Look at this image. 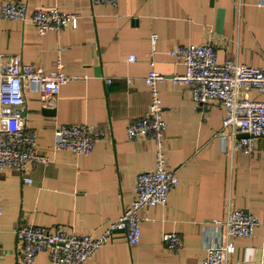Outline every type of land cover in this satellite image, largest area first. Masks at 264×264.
<instances>
[{"label": "crops", "instance_id": "crops-1", "mask_svg": "<svg viewBox=\"0 0 264 264\" xmlns=\"http://www.w3.org/2000/svg\"><path fill=\"white\" fill-rule=\"evenodd\" d=\"M20 1L28 12L55 5L78 17L75 27L43 33L29 19H0L4 58L17 54L49 73L59 57L61 70L72 76L50 105L43 104L33 82L24 86L26 126L34 129L37 150L47 161L31 164L29 182L10 167L0 169V264H18L16 225L62 226L97 236L130 203L136 173L154 161L151 139L125 133L129 119L149 102L143 76L150 56L153 69L163 75L156 87L165 121V167L177 181L164 203L139 210L137 243L127 244L123 230L116 228L84 264H200L206 247L220 237L211 221L223 219L227 208H241L264 221V137L248 154L230 149L239 134L220 140L222 105H197L187 86L173 83L170 75L182 72L183 64L167 52L174 44L208 39L218 61L233 58L264 67V0H117L115 6ZM247 95L264 98V92L252 88ZM81 122L102 132L91 150L55 149V126ZM163 231L179 235L176 251L163 248ZM263 233L259 224L251 235L234 237L232 264H260ZM34 264H52L49 250L39 251Z\"/></svg>", "mask_w": 264, "mask_h": 264}, {"label": "built area", "instance_id": "built-area-1", "mask_svg": "<svg viewBox=\"0 0 264 264\" xmlns=\"http://www.w3.org/2000/svg\"><path fill=\"white\" fill-rule=\"evenodd\" d=\"M88 2H105L115 6L117 0ZM262 9L264 11V3ZM77 17V13L65 12L55 5L28 12L25 1H0V19H29L39 33L48 30L59 32L64 27H75ZM154 38L155 33H151V43ZM167 52L183 64V71L171 74L170 80L187 86L191 99L197 105H207L212 101L220 103L224 110L217 133L220 140L223 141L227 134L234 137L235 134L245 133L234 137L229 147L245 154L250 153L254 149L255 140L264 137V98H249L247 90L252 88L264 92V67L238 62L233 58L218 61L208 39L197 43L174 44ZM153 63L150 56V68L143 76L149 90L147 108L140 115L130 118L125 125V133L129 138H149L155 145L152 167L138 171L134 177L130 203L97 236L62 226L32 223L16 225L13 230L20 247L18 264H34L36 254L43 249L49 250L52 264H84L116 228L123 230L127 244L138 242L139 210L147 205L164 203L167 192L177 181L174 172L165 167L162 150L165 121L156 87V81L163 75L153 69ZM70 77L61 70L59 57L56 68L45 73L41 68L22 61L17 54L4 58L0 51V169L10 167L22 174L24 181L29 182L31 177L27 172L31 164L47 161V157L37 150L34 129L26 126L24 86L27 82H33L43 104L50 105L60 85ZM101 134L91 123H58L54 129L53 146L55 149L86 154ZM211 223L221 230L220 237L216 243L206 247L200 264H232L229 255L234 251L233 238L251 235L256 225L262 224L264 227V221L241 208H227L223 219H213ZM161 241L163 248L170 252L176 251L181 244L179 235L174 231H163ZM260 264H264V233Z\"/></svg>", "mask_w": 264, "mask_h": 264}, {"label": "water", "instance_id": "water-1", "mask_svg": "<svg viewBox=\"0 0 264 264\" xmlns=\"http://www.w3.org/2000/svg\"><path fill=\"white\" fill-rule=\"evenodd\" d=\"M44 109L45 110H54L53 108H48V107H45ZM242 135H245V133H239V136H242Z\"/></svg>", "mask_w": 264, "mask_h": 264}]
</instances>
